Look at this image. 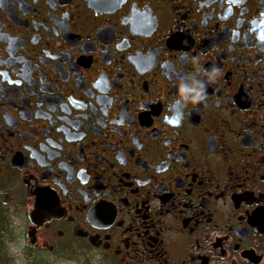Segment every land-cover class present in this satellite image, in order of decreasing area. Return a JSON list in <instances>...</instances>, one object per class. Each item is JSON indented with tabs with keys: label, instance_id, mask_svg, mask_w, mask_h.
I'll list each match as a JSON object with an SVG mask.
<instances>
[{
	"label": "flooded vegetation",
	"instance_id": "flooded-vegetation-1",
	"mask_svg": "<svg viewBox=\"0 0 264 264\" xmlns=\"http://www.w3.org/2000/svg\"><path fill=\"white\" fill-rule=\"evenodd\" d=\"M19 238L264 264V0H0V264Z\"/></svg>",
	"mask_w": 264,
	"mask_h": 264
},
{
	"label": "rangeland",
	"instance_id": "rangeland-1",
	"mask_svg": "<svg viewBox=\"0 0 264 264\" xmlns=\"http://www.w3.org/2000/svg\"><path fill=\"white\" fill-rule=\"evenodd\" d=\"M7 239V238H6ZM9 239V238H8ZM19 244L17 246L11 244L8 240H5V253L9 262L7 264H32L30 261L31 254L24 246L23 238H19ZM54 264H85L79 258L71 256L69 253H65L64 256L57 257Z\"/></svg>",
	"mask_w": 264,
	"mask_h": 264
},
{
	"label": "clouds",
	"instance_id": "clouds-1",
	"mask_svg": "<svg viewBox=\"0 0 264 264\" xmlns=\"http://www.w3.org/2000/svg\"><path fill=\"white\" fill-rule=\"evenodd\" d=\"M215 71L209 75V79L214 78ZM180 93L182 97H187L191 102H196L203 98V85L199 81L193 80L189 86L180 84Z\"/></svg>",
	"mask_w": 264,
	"mask_h": 264
},
{
	"label": "trees",
	"instance_id": "trees-1",
	"mask_svg": "<svg viewBox=\"0 0 264 264\" xmlns=\"http://www.w3.org/2000/svg\"><path fill=\"white\" fill-rule=\"evenodd\" d=\"M37 259H39L40 260V258H41V256H42V258H41V261L42 260H44V255H42V254H36V255H34Z\"/></svg>",
	"mask_w": 264,
	"mask_h": 264
}]
</instances>
